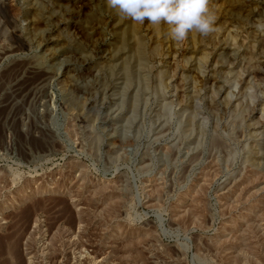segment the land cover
<instances>
[{"label": "rangeland", "instance_id": "374dc122", "mask_svg": "<svg viewBox=\"0 0 264 264\" xmlns=\"http://www.w3.org/2000/svg\"><path fill=\"white\" fill-rule=\"evenodd\" d=\"M0 1V264H264V0H207L180 42L107 0ZM29 5L68 54L6 118L38 75Z\"/></svg>", "mask_w": 264, "mask_h": 264}, {"label": "bare ground", "instance_id": "6f19581e", "mask_svg": "<svg viewBox=\"0 0 264 264\" xmlns=\"http://www.w3.org/2000/svg\"><path fill=\"white\" fill-rule=\"evenodd\" d=\"M72 2H73V0H72ZM76 3H78V2H76ZM76 3H73L74 4V7H73V11L74 12H79L80 9L85 10V16H84L85 21L82 20L83 24L84 23L85 24L81 25L82 26L81 30L84 33V36H86V39H88L87 41L90 40L91 42H93V41H95V37H96L97 33L95 32L96 31L95 30L96 27L94 26V24L92 23L93 24V26H92L91 23H90L92 21V19H93L92 12H90V10L88 9V7L85 4H80V3L76 4ZM241 4L242 3H241L240 0H226L225 1V14L228 17H231V18L233 16H237L243 10V7H242ZM2 7H5V3L3 1H0V8H2ZM83 8H85V9H83ZM25 17H26V19H28V22L30 23V27H29L28 33H26V36L24 38H22V37L19 38V36H16V34H15V36L17 37L16 39L20 40L23 44L26 43V41L33 42L37 38V40H38L37 42L39 43V46H40V47L39 46L38 47L42 51H38L40 54L36 55V58H39L40 61L37 60L36 62L35 61L28 62L27 63V70L30 73V75H29L30 77H31V75H33L35 73L38 74V75H37V77H35V79L32 78V80H30V81L26 80L27 84H26V86L24 88L22 87L23 85L22 86L21 85L16 86L15 89L9 95V97L6 98V100H5V102L7 101L6 102L7 104L5 105L6 106L5 110L7 111L6 112V118L10 117L11 114H13L12 115V118H13V117H15L16 115H18L21 112V107H23V103H25V101L28 102L35 95H37L36 92L38 91L39 88H41V85H43L44 82H46L49 78L52 77V70L51 69H52V65L54 64L53 60L58 59L59 57L66 58V56L68 54V50L65 47H63V43L60 44V40L56 36L52 37L49 33H47L48 30L45 29L44 26H43L47 22L45 23V20L43 19L44 16L42 15L41 12H39L36 9L34 10L33 7H31L29 5V8H27V12H26ZM41 21H42V24H41ZM43 21H44V23H43ZM92 22H94V21H92ZM163 25H161V26H163ZM165 26H166V24H165ZM163 28H162V30H163ZM82 32H80V33H82ZM194 34H195V32H191V35H194ZM193 38H194V36L191 38V40ZM83 39L86 40L85 37ZM194 41H195V38H194ZM35 42H36V40H35ZM7 52H9V49L5 50L4 54L7 53ZM69 53H70V51H69ZM202 54H198V55L202 56ZM190 55H188V56L190 57ZM201 56H199L200 57L199 59L203 60L204 57L202 56L203 58H201ZM183 58L185 59L186 62H188L189 58H187L185 54L183 55ZM189 61H191V60H189ZM70 65H71L70 61L69 60H65L64 66L66 68H68ZM66 77H67L66 78L67 85L69 87H71V90H73L72 88H75V85H76V82H75L74 78L72 77L71 74H67ZM71 90H69V91H71ZM20 101L23 102L22 105H21ZM68 102H67V104H70L71 109L73 110V111L72 110H70V111H72V113L75 116L79 117V113H78L79 110L77 109L76 103H74V102L73 103L72 102L68 103ZM24 111H26V110H24ZM24 111H22V112H24ZM21 115L22 114H20V116Z\"/></svg>", "mask_w": 264, "mask_h": 264}, {"label": "clouds", "instance_id": "9594fccd", "mask_svg": "<svg viewBox=\"0 0 264 264\" xmlns=\"http://www.w3.org/2000/svg\"><path fill=\"white\" fill-rule=\"evenodd\" d=\"M119 15L137 23L166 24L167 35L175 42L185 40L191 32L207 36L215 17L207 0H107Z\"/></svg>", "mask_w": 264, "mask_h": 264}]
</instances>
